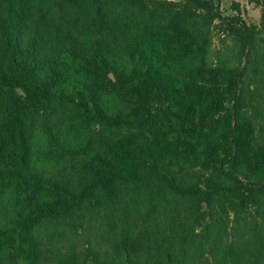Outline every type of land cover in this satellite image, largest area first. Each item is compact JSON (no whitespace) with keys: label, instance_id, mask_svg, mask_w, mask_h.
Segmentation results:
<instances>
[{"label":"trees","instance_id":"obj_1","mask_svg":"<svg viewBox=\"0 0 264 264\" xmlns=\"http://www.w3.org/2000/svg\"><path fill=\"white\" fill-rule=\"evenodd\" d=\"M182 1L0 0V264H264L244 68L195 64L204 36ZM214 17L240 23L248 49L239 18ZM194 158L203 171L182 182ZM82 210L113 237L95 257L59 248Z\"/></svg>","mask_w":264,"mask_h":264},{"label":"rangeland","instance_id":"obj_2","mask_svg":"<svg viewBox=\"0 0 264 264\" xmlns=\"http://www.w3.org/2000/svg\"><path fill=\"white\" fill-rule=\"evenodd\" d=\"M146 1V0H144ZM150 3H158L161 0H147ZM174 1V0H166ZM150 2V3H149ZM215 0H192L190 4L180 2L176 7L187 14V17L195 19L194 26L199 28L204 36V53L196 59L195 64H202L205 69L212 68L216 65L224 68L243 67L245 77L243 78L240 88L242 91L241 116L250 121L252 138L259 140L264 138V0H220L215 4ZM177 3V2H176ZM201 3V6H199ZM217 7L219 14L223 17H237L242 25V29L248 34L250 44L248 49L242 47V37L240 34V23H233L228 19L212 18L208 22H204L202 16L205 12H213ZM229 105L227 99L224 103ZM244 120V121H245ZM202 158H194L189 167L183 170L182 182H194L198 179L199 172L203 171ZM209 170V169H208ZM206 170V172L208 171ZM202 186V184H199ZM120 198L116 205L119 210L116 211L114 220L117 225L120 223L122 215L120 209ZM213 202V206H214ZM162 208H156L152 213L160 215ZM197 211L186 217V222L194 221L195 229L199 230V226L207 219V209L204 201L200 202V206L196 207ZM174 214L171 216L172 221L179 217H183L182 205L177 202L173 205ZM167 210L165 211V213ZM163 214V212H162ZM92 213L82 210L75 212L71 218L63 220L64 228L59 248L62 253H66V247L73 250L75 254H82L83 247H89L94 253L99 249L97 243H111L112 236L106 237V231H100L98 236V222ZM232 211L223 216L222 221L226 224L231 221ZM101 221V220H100ZM97 222V223H96ZM232 222V221H231ZM259 226V227H258ZM229 225L227 226V228ZM256 227H258V235L264 237V219L256 215ZM104 241V242H103ZM53 243V241L51 242ZM88 245V246H87ZM90 260V258L88 259Z\"/></svg>","mask_w":264,"mask_h":264}]
</instances>
